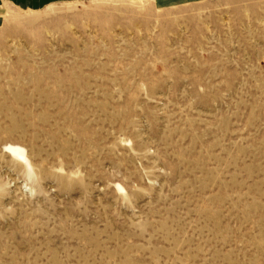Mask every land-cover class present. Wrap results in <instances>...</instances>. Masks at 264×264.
<instances>
[{
	"label": "rangeland",
	"instance_id": "obj_1",
	"mask_svg": "<svg viewBox=\"0 0 264 264\" xmlns=\"http://www.w3.org/2000/svg\"><path fill=\"white\" fill-rule=\"evenodd\" d=\"M0 264H264V0H0Z\"/></svg>",
	"mask_w": 264,
	"mask_h": 264
}]
</instances>
